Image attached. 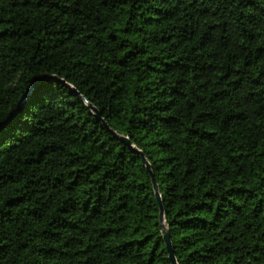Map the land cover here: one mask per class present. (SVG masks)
Wrapping results in <instances>:
<instances>
[{"label": "trees", "instance_id": "1", "mask_svg": "<svg viewBox=\"0 0 264 264\" xmlns=\"http://www.w3.org/2000/svg\"><path fill=\"white\" fill-rule=\"evenodd\" d=\"M0 124V264H171L150 171L178 264H264V0H0Z\"/></svg>", "mask_w": 264, "mask_h": 264}, {"label": "water", "instance_id": "2", "mask_svg": "<svg viewBox=\"0 0 264 264\" xmlns=\"http://www.w3.org/2000/svg\"><path fill=\"white\" fill-rule=\"evenodd\" d=\"M40 77H45V76H40ZM36 78L37 77H35L33 79V81ZM45 78H48V77H45ZM50 78H55V77H50ZM31 88H32V86H31ZM85 101L88 102V99L85 98ZM88 106L94 111L96 117L103 121L99 110L94 105H92L89 102H88ZM105 125L107 126L106 123H105ZM119 136L122 137L125 140L126 143L130 144L128 137H126V136L124 137V136H121V135H119ZM147 166L149 168V164H147ZM150 172H151V175H152V181H153V187H154L155 195H156V198H157V201H158V205H159V221H160V224H161V227H162V234H163V237H164V240H165V243H166V247H167V250L169 252V259L171 261V264H178V262L176 260V257H175V254H174V251H173V246H172V242H171V239H170L168 228L166 227V225L164 223V220H165V218H164V206H163V203H162L161 194L159 192V186H158V184L155 181V178H154V175H153L152 171H150Z\"/></svg>", "mask_w": 264, "mask_h": 264}, {"label": "snow or ice", "instance_id": "3", "mask_svg": "<svg viewBox=\"0 0 264 264\" xmlns=\"http://www.w3.org/2000/svg\"><path fill=\"white\" fill-rule=\"evenodd\" d=\"M251 2V0H249ZM32 91L34 92L37 98H41L45 95H48L54 91L53 84L51 80L45 77H37L32 82ZM3 125L0 124V131H2Z\"/></svg>", "mask_w": 264, "mask_h": 264}]
</instances>
